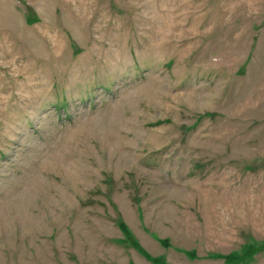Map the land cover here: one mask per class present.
I'll list each match as a JSON object with an SVG mask.
<instances>
[{
	"label": "rangeland",
	"instance_id": "1",
	"mask_svg": "<svg viewBox=\"0 0 264 264\" xmlns=\"http://www.w3.org/2000/svg\"><path fill=\"white\" fill-rule=\"evenodd\" d=\"M0 264H264V0H0Z\"/></svg>",
	"mask_w": 264,
	"mask_h": 264
}]
</instances>
